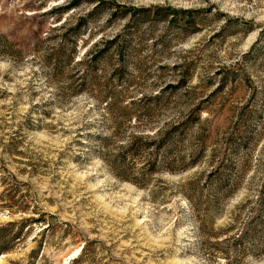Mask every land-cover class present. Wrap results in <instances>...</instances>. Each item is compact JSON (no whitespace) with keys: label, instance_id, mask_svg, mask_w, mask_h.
<instances>
[{"label":"rangeland","instance_id":"374dc122","mask_svg":"<svg viewBox=\"0 0 264 264\" xmlns=\"http://www.w3.org/2000/svg\"><path fill=\"white\" fill-rule=\"evenodd\" d=\"M70 1L0 0V227L13 223L0 264H264V222L248 224L264 213V0H105L117 8L70 37L76 59L117 34L127 44L84 89L43 61L96 5ZM147 6L182 16L134 26L129 9ZM112 95L152 114L139 132L153 143L122 150L126 179L103 160L118 144L101 147Z\"/></svg>","mask_w":264,"mask_h":264},{"label":"trees","instance_id":"16d2710c","mask_svg":"<svg viewBox=\"0 0 264 264\" xmlns=\"http://www.w3.org/2000/svg\"><path fill=\"white\" fill-rule=\"evenodd\" d=\"M96 3V5L87 12L86 15H79L78 16V22L76 25L72 28L71 33H66L64 32L63 39H61L56 45L51 47V50L48 52V54L45 55L43 61L46 63L47 67L50 66V69L52 70V73L50 75L54 77H60L63 72L65 73L66 71L73 72V74L77 75L75 77V80H73V84L70 86L72 89L73 88H79V89H84L85 87L88 88L90 84H93L97 81V70L96 66L98 65V60L101 57V55L105 54V52L109 51L110 49H116L117 52H119V55L122 56V51L126 47L127 40L124 38L121 34H117L111 38H104L98 43L94 44L92 43V48H90V51L88 52L87 55H82L81 57L76 59V55L78 54V47L77 43H75V36L80 31V29H84L85 25H87V19L88 18H94L96 17L97 13L102 10V6L110 7V8H117L118 5H115L114 3H109L105 0H71L67 6L64 7V9L71 8L73 6H77L80 3ZM112 4V6H111ZM130 11L134 10V18H133V25L138 26L137 21L147 19L151 14L154 16L160 15L161 17H168L167 13L165 12H171L173 17L172 21H177L179 18L178 12L180 11H174L172 7L166 6V7H160V6H147V8H130ZM154 10V11H153ZM164 12L162 15L159 12ZM121 12V11H113L111 16L116 17V15ZM125 13L124 11H122ZM169 12V13H170ZM178 15V16H177ZM182 18V17H181ZM194 19L188 18L187 23L189 26H193ZM81 30V31H82ZM84 31V30H83ZM73 34V38L70 39L71 35ZM73 40V41H72ZM141 40V39H140ZM72 41V42H71ZM103 57V56H102ZM83 67V68H82ZM98 68V67H97ZM119 69V68H118ZM187 76H180L179 79L177 80L176 84H171L167 83L165 86L169 88H177L181 85H184L186 82ZM164 86V87H165ZM162 88L161 90H163ZM155 98L158 97V94L154 95ZM100 102H102V111H105V118H104V125L107 127L113 128L115 131V134L107 135L105 137H100L101 139V147L105 148L109 145L111 141H116L117 144V150L115 151V155H110L109 158H103L105 163L107 162L109 168L113 170V172L121 179H126L129 171V167H127V164L125 162L126 155L122 150L126 147L129 148L132 154V156L138 155L135 150L137 149L136 147L134 148L133 146L135 145V142L140 141H145V145L149 146L150 144L153 143L154 139L152 135L147 136L141 134L139 132V128H147L146 123L150 120L151 117V112L148 110H145L143 113L142 119H139L137 115L133 116L131 112L128 111L127 107L122 105V101L115 95H112L108 98H100ZM199 117V116H198ZM144 119V120H143ZM144 121L141 123V121ZM111 122V124H109ZM186 123V121H185ZM131 126V131H135L134 133H129L127 135H124V131L126 130V127L128 125ZM142 124V125H140ZM167 125H170V130H174L178 128V123H167ZM160 129H158L159 131ZM157 131V132H158ZM156 134V133H155ZM143 155V154H142ZM146 156V155H145ZM144 157V156H142ZM111 158V159H110ZM148 159V158H144ZM149 163V160L145 161V164ZM263 196H258L259 201H263L262 199ZM258 213L256 217H252L249 221L248 224H250V221H263L264 222V213ZM263 216V217H262ZM13 225V223H7L5 226L0 227V253L2 251H7L10 249V244L12 241H9L7 237H10L12 234V231H10V227ZM252 234V229L251 227L247 226L245 230L243 229L240 231V233H232L231 235L228 236L232 238L234 241H240L243 239L244 236H249ZM15 238H18V236H14ZM227 237L225 239H228ZM17 240V239H16ZM20 240V239H18ZM14 243V241H13ZM85 249V248H84ZM82 249V251L84 250ZM33 253V251H32ZM31 253V254H32ZM37 253V254H36ZM39 255V259L43 257V253H40V247H38V250L34 251L32 255H36L35 257L37 258ZM224 254V252H223ZM32 257V256H31ZM225 258L228 261V257L225 254Z\"/></svg>","mask_w":264,"mask_h":264}]
</instances>
